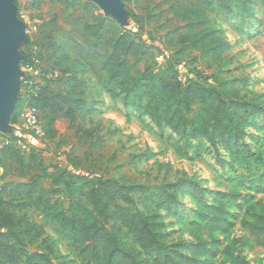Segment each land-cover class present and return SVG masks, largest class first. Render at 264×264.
<instances>
[{"label":"rangeland","instance_id":"1","mask_svg":"<svg viewBox=\"0 0 264 264\" xmlns=\"http://www.w3.org/2000/svg\"><path fill=\"white\" fill-rule=\"evenodd\" d=\"M13 2L19 19L21 15L36 22L34 39L38 40L45 68L53 76L48 89L79 94L75 97L83 99L85 108L72 120L61 113L38 114L43 135L35 137L21 120L26 106L22 98L16 123L9 125L6 133L0 132V138L16 136L15 149L33 148L52 167L88 181L112 180L145 187L148 194L132 195L131 204H117L150 217L155 232L164 238L165 254L174 263L186 258L190 264H264V237L254 238L247 229L253 215L264 213V181H259L264 169V0H224L226 10L219 0L210 6L200 0H121L126 25L103 15L96 4L86 7L81 0ZM189 24L195 25L194 32L212 34L210 38L223 44L225 50L212 57L181 46L178 35L184 34ZM86 25L94 32L98 30L103 39L128 28L147 46L143 60L155 70L168 72L178 86L194 81L210 88L225 82L236 90L234 100L244 101L256 111L247 116L234 137L241 151L230 149L227 138H219L212 147L206 133L203 135L208 121L202 120L203 129L194 122L178 135L167 121L163 127H156L138 107L142 104L137 99L126 104L119 91L111 96L109 90L115 92V88L105 85L99 62L85 57L84 52L94 43V37L83 30ZM18 52L27 55L24 46H19ZM98 52L104 53V49L99 47ZM70 77L75 84L66 83ZM197 112L193 107L183 115L191 119ZM233 128L236 134L237 125ZM3 174L5 169L0 168V187L26 183ZM40 185L46 191L52 187L50 179ZM232 191L239 197L227 207L225 229L211 230L205 207L214 205L217 194ZM165 194L172 203L159 205L158 199ZM3 197L15 206L10 210L19 226L35 228L36 240L26 249L28 254L41 250L55 262L81 264L78 252L56 234L55 224L43 218L40 209L31 206L25 196H13L9 187ZM50 198L64 210L71 203L65 192ZM199 245L205 250L211 248L209 253L194 255ZM120 248L130 256L129 261L134 257L141 260L140 255H144L128 237L122 238Z\"/></svg>","mask_w":264,"mask_h":264},{"label":"trees","instance_id":"2","mask_svg":"<svg viewBox=\"0 0 264 264\" xmlns=\"http://www.w3.org/2000/svg\"><path fill=\"white\" fill-rule=\"evenodd\" d=\"M86 7L92 8L95 4L91 0H81ZM206 6L215 0H200ZM220 6L223 10L224 0ZM78 3V1H77ZM101 28V27H99ZM195 25L185 27L184 34L178 35L179 44L185 48L197 49L204 55L218 56L225 50L223 44H216V39L204 32H194ZM85 33L94 37V43L86 50L85 57L90 61L99 62V70L105 74L106 86H113L109 90L111 96L119 91L122 101L133 104L135 99L142 105L151 121L156 127H163L167 121L173 126L174 133L180 135L194 122L202 127V120L207 122L206 137L212 147H216L219 138H227L230 149L241 151L242 147L234 142V137L240 133L241 125L247 120L248 115H255L254 108L244 101L234 100L238 97L236 90L230 88L225 82L219 87L205 88L199 83L191 81L185 86H178L169 78L166 71L155 70L143 58L147 55L146 44L137 34L128 28L108 39H103L93 31L91 25L84 26ZM38 32V31H37ZM35 36V35H34ZM29 38L24 45L27 55L23 57L19 66L30 62L36 55L42 63L39 79L40 84L35 87L34 93L25 98L20 93L9 125L16 123L17 109L20 102L26 101L34 106L38 112L57 114L72 120L81 114L85 108L82 98L77 95L50 91L47 83L52 80L51 72L47 71L43 62V54L35 37ZM104 53L98 52V48ZM145 61V62H143ZM143 62V64H141ZM142 65V66H141ZM141 66V68H140ZM50 76V78L48 77ZM66 83L73 85L76 80L72 77ZM118 95V94H117ZM119 97V96H118ZM197 107V115L191 119L184 117L183 113ZM242 112V113H241ZM203 117V119H199ZM210 125V126H209ZM233 125H237L236 134ZM203 131V130H201ZM9 141L0 151V168L5 169V174L17 176L26 183L17 185H3L0 187V264H64L55 262L50 254L37 250L28 254L26 249L35 242V228L25 224L19 226L10 209L15 206L6 202L4 195L11 187L13 196H25L30 205L40 209L43 218L53 222L55 232L70 247L78 252L81 264H190L191 260L182 258L174 263L165 254L164 238L155 232L156 226L150 217L137 212H132L128 207L120 206L118 202L131 204V196L135 194H148L145 187L126 186L112 180L88 181L87 178L70 174L65 169L52 167L51 163L39 151L15 149L14 142L19 140L16 136H2ZM13 170V174L9 171ZM259 175V181H264V169ZM44 179L51 180V189L47 190L40 185ZM65 192L66 198L71 201L64 210L57 202H51V195ZM163 191L158 194L162 195ZM237 192L226 195L217 194L214 205L205 207L207 225L211 230L225 228L228 205L238 201ZM159 205L172 203L169 194L158 199ZM249 234L254 238L264 237V213L253 215L252 221L247 223ZM123 237L130 238L134 246L144 252L141 260L125 255L120 243ZM213 246V244L211 245ZM208 250L197 246V253L206 255Z\"/></svg>","mask_w":264,"mask_h":264},{"label":"water","instance_id":"3","mask_svg":"<svg viewBox=\"0 0 264 264\" xmlns=\"http://www.w3.org/2000/svg\"><path fill=\"white\" fill-rule=\"evenodd\" d=\"M103 15L126 25L125 11L121 0H91ZM28 42L25 24L17 17L13 0H0V132L6 133L14 112L24 74L19 68L23 59L19 46Z\"/></svg>","mask_w":264,"mask_h":264},{"label":"built area","instance_id":"4","mask_svg":"<svg viewBox=\"0 0 264 264\" xmlns=\"http://www.w3.org/2000/svg\"><path fill=\"white\" fill-rule=\"evenodd\" d=\"M20 19L25 24V33L29 40L32 39L36 31V22L29 21L24 16L20 15ZM20 70L23 72L24 76L20 80V89L19 93L25 98L27 95L34 93L35 87L40 84L41 80L39 79L40 70L42 68V63L40 59L34 55L30 62L25 63L22 66H19ZM18 93V94H19ZM21 120L26 126V128L35 136L41 137L43 135L42 128L39 122V115L36 108L26 102V106L21 112ZM9 145V141L5 138H0V149L4 146Z\"/></svg>","mask_w":264,"mask_h":264},{"label":"crops","instance_id":"5","mask_svg":"<svg viewBox=\"0 0 264 264\" xmlns=\"http://www.w3.org/2000/svg\"><path fill=\"white\" fill-rule=\"evenodd\" d=\"M12 131L15 132V133H17V129H15V128Z\"/></svg>","mask_w":264,"mask_h":264}]
</instances>
